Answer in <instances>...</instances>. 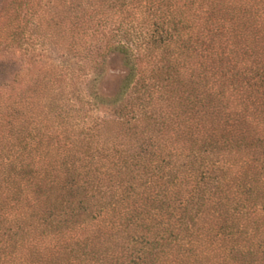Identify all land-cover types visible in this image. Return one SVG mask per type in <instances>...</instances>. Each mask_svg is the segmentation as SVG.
Returning a JSON list of instances; mask_svg holds the SVG:
<instances>
[{
	"label": "trees",
	"instance_id": "1",
	"mask_svg": "<svg viewBox=\"0 0 264 264\" xmlns=\"http://www.w3.org/2000/svg\"><path fill=\"white\" fill-rule=\"evenodd\" d=\"M0 264H264V0H0Z\"/></svg>",
	"mask_w": 264,
	"mask_h": 264
},
{
	"label": "rangeland",
	"instance_id": "2",
	"mask_svg": "<svg viewBox=\"0 0 264 264\" xmlns=\"http://www.w3.org/2000/svg\"><path fill=\"white\" fill-rule=\"evenodd\" d=\"M106 69L107 72L102 81L104 91H111L115 89L118 84L120 78L122 77L124 68L119 57H110L106 60ZM106 110V111H105ZM106 112V113H105ZM101 115L109 116L111 113L109 109H101Z\"/></svg>",
	"mask_w": 264,
	"mask_h": 264
}]
</instances>
